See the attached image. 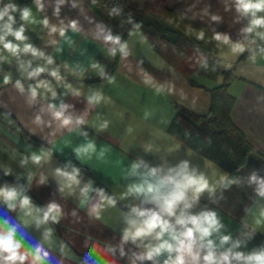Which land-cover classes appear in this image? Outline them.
Masks as SVG:
<instances>
[{"label":"crops","instance_id":"crops-1","mask_svg":"<svg viewBox=\"0 0 264 264\" xmlns=\"http://www.w3.org/2000/svg\"><path fill=\"white\" fill-rule=\"evenodd\" d=\"M92 1L67 0L59 6L58 15L54 13L58 0H43L42 12H37L34 4L32 6L37 23L26 25L25 35L29 37L26 42L53 57V65L47 67L58 68L62 81L57 83L47 73L41 74L40 79L52 83L57 92L56 98L48 93L29 107L26 103L27 92L21 95L11 83L5 85L3 77L10 75L12 81L21 79L26 89L35 81L21 76L16 58L7 52L0 53L7 57L5 61H0V111L15 122L12 124L0 119V174L5 175V171H11L6 176L16 182H1L0 186L23 187L25 194L38 207L33 195L43 206L55 200L64 210L63 218L56 225L64 232L66 239L69 240L70 235H77L105 248L111 246L116 249L115 258L123 261L132 259L133 253L144 252V245L158 243L154 235L136 244L129 241L124 244L126 247L123 246L126 255L121 257L119 253L123 230L128 227L125 214L132 206L152 207L142 204L141 199L134 196L120 199L129 184L139 182V177L131 174L132 163L143 160L149 167L160 166L166 170L187 160L190 168L198 166L197 171L204 172L210 182L219 181L221 175L228 177V173L219 165L189 149L168 133L178 106L200 115L208 114L212 102L210 90L220 82L215 84L197 79L196 82L203 88L193 87L153 51L141 31L135 32L125 41L131 55L126 59L120 57L114 75L107 80H98L101 77L99 68L105 72L114 57L111 50L115 44L106 41L105 36L110 33L115 37V33L92 11ZM143 3L144 0H141V5ZM73 4L76 6L73 7ZM45 17L49 20V28L40 23ZM73 20L78 22L77 30L69 27ZM51 26L64 28L65 35L61 37L59 31L50 33ZM258 45L264 46V41L257 39V45H252L256 52L255 61L250 58L251 53L248 51L243 54L231 53L228 45H220L219 51L223 67L226 64H231V67L236 65L235 77L228 88L229 95L235 99L232 120L255 148V152L248 156L236 179L237 183L228 188L217 186L214 196L204 193L199 203L190 210L193 213L205 209L216 211L224 225L221 234L231 235L233 241H239V247L233 251L246 255L264 246V226L258 228L251 238L245 235L250 231L260 209L264 208V197L259 196L257 191L260 181L264 180V58L259 53ZM245 54L247 56L244 61L238 63ZM29 59H32L29 55H21V60ZM37 64L45 65V61L36 59L33 67ZM94 64L99 65V68H94ZM145 73L155 78V86L164 85L167 89L169 82L174 84V93L169 94L165 90L157 94L154 86L143 82L146 79ZM65 85H71V89ZM73 89L79 90L81 95H76ZM94 91H100L107 102L89 105L87 96ZM61 103L69 106L66 114L74 120L83 117L86 123L79 127L74 123L65 128L59 127V122L52 119L48 104L58 108ZM37 114L42 116L43 122L40 124L34 123ZM105 119L110 121L109 127L99 130V124ZM128 127L133 129L132 132L126 131ZM89 142L95 144V150L77 156L75 149ZM149 144L153 150L145 151ZM42 150L51 152L50 159L47 162L41 161L39 165L33 164L30 159L32 153L40 154ZM25 160L27 162L23 163ZM207 162H211L212 166L208 167ZM72 167L80 169L81 186L91 181L93 188L101 185L109 195L117 199L115 207H106L101 211L100 219L88 212L91 204L96 202L95 192L90 193L93 199L82 206L78 189L75 196H69L67 191H58L53 178L54 170H71ZM29 173L33 174L31 183L27 178ZM41 174L46 177L42 185L37 183ZM253 174L257 176L256 182L250 180ZM21 216L19 209L10 211L5 204L0 203V227H5V220L9 221L8 226L19 225L17 238L31 247L43 242L46 227L54 230L51 246L44 243V247L51 252L52 264L57 261H62V264H88L58 237L51 223L37 228L35 222H32L25 227L20 220ZM246 224L249 227L246 228ZM101 234L109 240L117 239L120 242L102 241L99 238ZM213 239L219 243L218 237L214 236ZM167 255L164 253L158 257V264H163ZM136 262L153 264V261L147 260Z\"/></svg>","mask_w":264,"mask_h":264},{"label":"clouds","instance_id":"clouds-1","mask_svg":"<svg viewBox=\"0 0 264 264\" xmlns=\"http://www.w3.org/2000/svg\"><path fill=\"white\" fill-rule=\"evenodd\" d=\"M67 0H58L54 13L59 14L60 5ZM95 2V0H93ZM37 12L44 10L43 0H33ZM235 11L238 19L243 17L248 19V23L241 29L243 34L242 40L233 41L228 33L214 32L212 40L216 41L218 46L228 45L231 53L243 54L245 51L251 53L250 58L255 61L256 52L252 45H257V39L264 41V0H233ZM76 5L73 4V7ZM230 10L228 7L225 11ZM206 11V10H205ZM113 13L119 14L118 9H113ZM111 14V13H110ZM17 17L19 19H17ZM213 21H220L218 15L211 16ZM37 23L33 14L32 7L28 5H19L15 0H0V53L7 52L11 57L17 59L21 76L34 80V84H29L27 89L21 79L12 81L10 75L3 77L5 85L12 86L23 95L27 92L26 103L29 107L33 106L38 98H44L48 93L52 98L57 97V92L52 83L47 79H40L41 74L47 73L54 78L57 83L62 81L58 68L50 69L47 66L53 65L54 60L51 55L31 43H27L29 37L25 35L26 25ZM40 23L49 28V20L43 18ZM77 21L70 22L69 27L77 30ZM129 23H132L129 19ZM18 25V26H17ZM135 29L140 28V24L134 25ZM63 37L65 35L64 28L50 27V33H56ZM197 39L203 40L205 33L199 31ZM12 37L13 39H9ZM106 41H111L119 46L121 59H126L131 52L128 44L121 43L119 36L113 37L110 33L105 36ZM55 43V41H52ZM259 53L264 58V46L258 45ZM116 48L111 50V55H116ZM29 55L32 59L27 61L21 60V55ZM6 56L0 54V61H5ZM42 59L45 65L37 64L33 67V61ZM231 64H226V68H231ZM94 68L99 65L94 64ZM202 67L207 68L206 61L202 63ZM100 75L105 76L104 70L99 68ZM146 79L143 81L145 85L154 86L157 94L165 92L173 94L175 85L169 82V86L165 89L164 85L155 86V78L145 73ZM109 82H112L111 80ZM71 89V85H65ZM76 95H81L79 90L73 89ZM89 105H99L101 101L107 102L105 96L100 91H94L87 96ZM69 106L61 103L57 108L54 104H48V109L52 119L59 122V127L65 128L73 123L79 127L86 123L83 117L75 120L69 114H66ZM43 111V110H41ZM122 115V114H121ZM42 116L37 114L34 117V123H42ZM110 121L104 120L99 124V130H106ZM132 128L128 127L127 132H132ZM95 150V144L89 142L87 145L76 148L77 156L87 154ZM153 146L147 145L145 151H152ZM51 157L50 151H41L40 154L32 153L30 159L33 164L39 165L41 161L47 162ZM27 161H23L26 163ZM207 166L211 167V162H207ZM198 166H192L187 160H183L178 166L169 167L166 170L163 167H149L143 160L134 162L131 165V174L139 177V182L131 183L127 186L120 199L128 197H137L141 199L142 204L152 205V207L132 206L130 211L125 214V221L128 225L123 230L122 241L119 246L121 257L126 255L123 245L131 241L136 244L137 241H143L145 238L153 236L158 241L155 245H144L145 251L142 253H133L130 264H136V261H153L158 264L157 258L167 253V258L163 264H264V246L253 250L249 254L233 249L239 247V241H233L231 235L221 234L224 225L221 222L216 211L202 210L193 213L190 210L199 203L201 196L207 193L214 196L217 186L228 188L232 184L237 183L235 179H229L227 175H221L219 181L210 182V178L204 172L197 171ZM142 170V171H141ZM11 174V171H5V175ZM28 181L31 183L33 174H28ZM53 178L58 185V191L69 196H75L77 189L79 190L78 198L82 206L87 205L93 199L90 193L95 192V203H92L88 209L89 215L96 219L101 218V211L106 207H115L117 199L105 192L101 188H93L92 182L81 186V173L77 167L71 170L65 168H56L53 172ZM46 177L41 174L38 184H44ZM252 182L257 181V176L253 174L250 177ZM258 195L264 197V180L260 181ZM0 203L6 205L10 211L20 210L22 216L20 220L26 227L35 222L36 227L41 225L58 224L64 216V210L61 204L55 200L48 202L43 207L33 204L29 195L25 194L23 187L17 186H0ZM75 214V213H73ZM9 221H4L5 227H0V264H52L51 252L44 247V243L52 244L53 229L46 227L43 233V242L37 243L32 247H25L23 241L17 238L19 225L8 226ZM264 226V208H261L258 215L254 219L249 232L245 233L249 238L257 231L258 228ZM245 227H249L247 224ZM165 236L167 238L165 239ZM218 237L219 243L213 237ZM228 247H225V246ZM139 246V245H138ZM63 245L61 250L63 251ZM219 249H223L220 251ZM92 252H97V246H93ZM103 252L115 254L116 249L108 246ZM174 254V255H173ZM87 255V254H86ZM56 264H62L57 261ZM88 264H92L89 259ZM101 264V262H97ZM102 264H109L104 260Z\"/></svg>","mask_w":264,"mask_h":264},{"label":"trees","instance_id":"trees-1","mask_svg":"<svg viewBox=\"0 0 264 264\" xmlns=\"http://www.w3.org/2000/svg\"><path fill=\"white\" fill-rule=\"evenodd\" d=\"M15 2L30 7L34 4L33 0ZM90 6L92 11L113 29L115 36L121 38V43H125L135 32L141 31L153 51L193 87L203 88L196 82L197 79L215 84L220 82L210 90L212 102L208 114L200 115L178 106L168 133L189 149L223 168L229 179L236 180L255 148L232 120L235 99L229 95L228 88L235 77L236 65L231 68L221 65L220 46L212 40L214 32L228 33L233 41L243 39L241 29L247 25V20L243 17L238 19L233 0H144L141 6H133L131 0H95ZM226 7L230 10L225 11ZM113 9H118L119 14L113 13ZM213 15L220 16L221 20L213 21ZM129 19L132 23H129ZM135 24H140V28L135 29ZM201 30L205 33L203 40L197 39L196 36ZM115 48L116 55L104 72L105 76L98 79L100 81L110 79L118 68L121 54L119 46L115 45ZM246 56L247 54L243 55L238 63L243 62ZM205 61L207 68L202 67ZM0 119L15 124L1 111ZM1 182L16 183L3 174H0ZM96 186L104 189L101 185ZM29 194L33 195L30 192ZM33 197L39 207H43L39 199L35 195ZM52 226L73 253L87 263L90 259L92 264H97L98 261L102 264L104 260L109 261V264H130L131 259H116V252L114 255L103 252L105 247L99 243L77 235H70L68 240L56 224ZM99 238L112 243L118 241L109 240L102 234ZM22 241L25 247H31ZM93 246H97L96 253L92 252ZM233 264L237 262L233 261Z\"/></svg>","mask_w":264,"mask_h":264},{"label":"rangeland","instance_id":"rangeland-1","mask_svg":"<svg viewBox=\"0 0 264 264\" xmlns=\"http://www.w3.org/2000/svg\"><path fill=\"white\" fill-rule=\"evenodd\" d=\"M131 2L133 6H141V0H132Z\"/></svg>","mask_w":264,"mask_h":264}]
</instances>
